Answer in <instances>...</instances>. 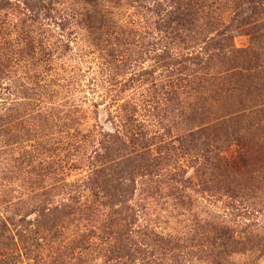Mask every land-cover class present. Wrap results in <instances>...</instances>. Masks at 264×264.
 I'll return each mask as SVG.
<instances>
[{
    "label": "rangeland",
    "instance_id": "1",
    "mask_svg": "<svg viewBox=\"0 0 264 264\" xmlns=\"http://www.w3.org/2000/svg\"><path fill=\"white\" fill-rule=\"evenodd\" d=\"M0 264H264V0H0Z\"/></svg>",
    "mask_w": 264,
    "mask_h": 264
}]
</instances>
